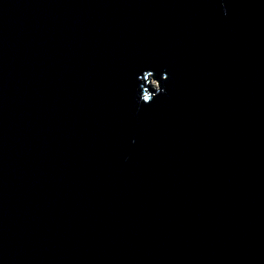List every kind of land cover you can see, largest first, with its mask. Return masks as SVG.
<instances>
[{
    "label": "water",
    "instance_id": "water-1",
    "mask_svg": "<svg viewBox=\"0 0 264 264\" xmlns=\"http://www.w3.org/2000/svg\"><path fill=\"white\" fill-rule=\"evenodd\" d=\"M0 264H264V0H0Z\"/></svg>",
    "mask_w": 264,
    "mask_h": 264
}]
</instances>
